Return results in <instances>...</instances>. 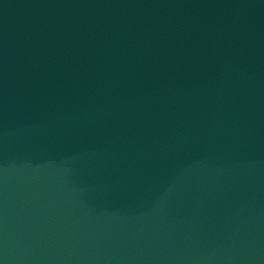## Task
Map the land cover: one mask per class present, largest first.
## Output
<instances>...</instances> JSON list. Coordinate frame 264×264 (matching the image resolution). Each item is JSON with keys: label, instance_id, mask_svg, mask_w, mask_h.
Instances as JSON below:
<instances>
[{"label": "water", "instance_id": "obj_1", "mask_svg": "<svg viewBox=\"0 0 264 264\" xmlns=\"http://www.w3.org/2000/svg\"><path fill=\"white\" fill-rule=\"evenodd\" d=\"M0 264H264V0H0Z\"/></svg>", "mask_w": 264, "mask_h": 264}]
</instances>
